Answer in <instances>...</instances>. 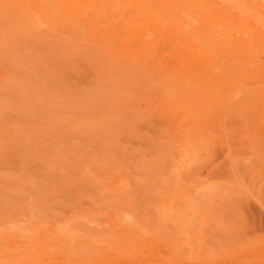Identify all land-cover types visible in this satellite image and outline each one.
Segmentation results:
<instances>
[{
	"label": "rangeland",
	"instance_id": "1",
	"mask_svg": "<svg viewBox=\"0 0 264 264\" xmlns=\"http://www.w3.org/2000/svg\"><path fill=\"white\" fill-rule=\"evenodd\" d=\"M63 1L0 0V264H264V57L182 87Z\"/></svg>",
	"mask_w": 264,
	"mask_h": 264
},
{
	"label": "bare ground",
	"instance_id": "2",
	"mask_svg": "<svg viewBox=\"0 0 264 264\" xmlns=\"http://www.w3.org/2000/svg\"><path fill=\"white\" fill-rule=\"evenodd\" d=\"M253 1L257 5L241 13L234 10L233 0H64L63 5L72 14L120 12L115 16L120 19H111L100 31L108 30L121 50L140 53L148 44L171 42L176 52L170 59L175 61L173 72L180 86L191 84L199 90L198 81H203L205 86L211 84L210 94H215L222 71L231 84L250 57H264V0ZM14 3L30 5V0Z\"/></svg>",
	"mask_w": 264,
	"mask_h": 264
}]
</instances>
